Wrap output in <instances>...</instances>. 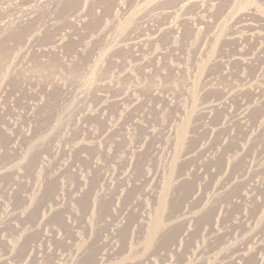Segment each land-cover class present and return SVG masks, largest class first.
<instances>
[{
  "label": "rangeland",
  "instance_id": "obj_1",
  "mask_svg": "<svg viewBox=\"0 0 264 264\" xmlns=\"http://www.w3.org/2000/svg\"><path fill=\"white\" fill-rule=\"evenodd\" d=\"M0 264H264V0H0Z\"/></svg>",
  "mask_w": 264,
  "mask_h": 264
}]
</instances>
